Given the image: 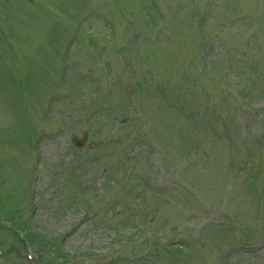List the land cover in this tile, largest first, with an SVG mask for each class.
Wrapping results in <instances>:
<instances>
[{
    "label": "rangeland",
    "instance_id": "1",
    "mask_svg": "<svg viewBox=\"0 0 264 264\" xmlns=\"http://www.w3.org/2000/svg\"><path fill=\"white\" fill-rule=\"evenodd\" d=\"M0 217L43 264H264V0H0Z\"/></svg>",
    "mask_w": 264,
    "mask_h": 264
},
{
    "label": "trees",
    "instance_id": "2",
    "mask_svg": "<svg viewBox=\"0 0 264 264\" xmlns=\"http://www.w3.org/2000/svg\"><path fill=\"white\" fill-rule=\"evenodd\" d=\"M0 219H2L0 217ZM2 220H5L9 223H11L14 227V229L19 232L20 234H22L23 238H19L20 242H22V245L24 247H26L27 245L31 246L33 248V245H35L36 243V240L38 239L37 237H34L32 236L30 233L26 232V230L23 228V227H20V221L18 219H14V218H8V219H2ZM33 250L36 252V254L38 255L39 257V262L41 264H43V259L45 256H44V251H40V250H36L33 248Z\"/></svg>",
    "mask_w": 264,
    "mask_h": 264
},
{
    "label": "water",
    "instance_id": "3",
    "mask_svg": "<svg viewBox=\"0 0 264 264\" xmlns=\"http://www.w3.org/2000/svg\"><path fill=\"white\" fill-rule=\"evenodd\" d=\"M86 140H87V135L83 138V141H79L77 140V138L74 139V143L77 147H82L83 144L86 142Z\"/></svg>",
    "mask_w": 264,
    "mask_h": 264
}]
</instances>
